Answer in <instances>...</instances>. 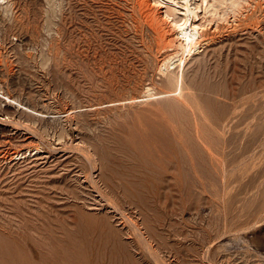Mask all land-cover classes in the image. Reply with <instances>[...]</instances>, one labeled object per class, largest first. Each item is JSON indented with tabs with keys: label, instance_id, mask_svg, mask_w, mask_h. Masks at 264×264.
Wrapping results in <instances>:
<instances>
[{
	"label": "rangeland",
	"instance_id": "1",
	"mask_svg": "<svg viewBox=\"0 0 264 264\" xmlns=\"http://www.w3.org/2000/svg\"><path fill=\"white\" fill-rule=\"evenodd\" d=\"M12 1L0 264H264V0L171 65L188 103L135 0Z\"/></svg>",
	"mask_w": 264,
	"mask_h": 264
},
{
	"label": "bare ground",
	"instance_id": "2",
	"mask_svg": "<svg viewBox=\"0 0 264 264\" xmlns=\"http://www.w3.org/2000/svg\"><path fill=\"white\" fill-rule=\"evenodd\" d=\"M249 1L250 0H175L176 3H172V2L167 3L165 10L163 11L162 8L156 7V5L153 4L152 0H135L134 6L138 8L139 14L142 17V19L146 22V24H148L151 27V29L154 31V33L157 34L158 43L160 45L162 44L163 47L169 48L166 52L164 51L165 54L160 59L161 63L159 67L161 72L165 73L166 75H169V79H170L169 82L171 86L175 88L174 92L165 90L166 96H169V95L172 96L171 94H175L176 98H178L179 100L183 98L181 101H184V103H188L185 99V96L182 93V91L184 90V78H183V74L180 73L181 69L178 70L179 73H174L176 72V70L173 72L172 71L173 67L171 68V65L173 63H177L175 67L179 66L181 68L184 65L186 56L193 52L195 53V51L198 50L202 46L201 45L202 40H204L205 38L204 37L205 36L204 27L207 24L209 25L210 22L219 23L221 20H224V19L226 21L229 16H233L234 18H236L237 16L243 13L242 8L245 6L244 2H249ZM12 5H13L12 0H0V6H2L5 11L10 10ZM146 92L149 97L152 96L153 87L148 86ZM170 114H173V113H170ZM29 151H30L29 153H31L32 150H29ZM86 151L90 152L88 150ZM15 154L19 156V158L25 157L24 152H21V151H15ZM88 159H90L89 156H88ZM192 166H194V164H192Z\"/></svg>",
	"mask_w": 264,
	"mask_h": 264
}]
</instances>
